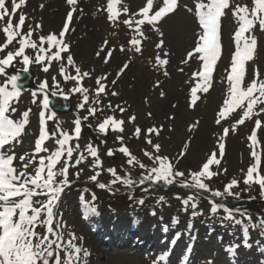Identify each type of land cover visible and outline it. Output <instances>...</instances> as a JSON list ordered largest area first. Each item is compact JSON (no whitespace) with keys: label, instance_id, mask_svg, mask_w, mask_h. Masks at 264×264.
I'll use <instances>...</instances> for the list:
<instances>
[{"label":"snow or ice","instance_id":"6c2138e0","mask_svg":"<svg viewBox=\"0 0 264 264\" xmlns=\"http://www.w3.org/2000/svg\"><path fill=\"white\" fill-rule=\"evenodd\" d=\"M195 15L200 26L195 46L187 51L181 64H188L194 58L200 62V68L192 73L194 85L190 88V107H195L201 95L207 94L214 84V73L218 61L222 57L223 44L221 42L222 20L229 12L234 18H238L239 27L233 33L234 52L230 65L225 69L228 84L227 97L223 100L217 112L215 123L221 125L225 121L237 117L230 127H223L222 133L217 141V149L212 151L205 162L197 170H181L177 167V161L187 154L189 143L186 142L181 153L171 158L162 155V145L154 142L162 133L163 126H152L142 128L135 122L137 117L131 115L127 123L133 125L132 137L140 139L143 135L147 148L141 149L142 156L149 162L146 164L138 158L124 143L125 119L123 114L127 111L125 106L113 105L111 101L105 103V99L118 96L115 90L119 78L134 63L136 55H143L145 42L151 40L148 32L158 34L155 43L157 55L154 64L163 70V75L168 77L170 73L166 70L170 63V52L165 51V33L160 24L166 17L173 14L179 7V0H162V5L155 0H146L145 5L139 9H131L122 5V0H106V6H101L97 12L106 13V19L113 29H119L121 25L132 33L125 43L113 45L109 40L102 41L96 57L104 65H108L114 58L115 53H130L126 60L119 66L115 77L109 79V73L97 75L94 68L84 69L77 62L72 51V43L68 39L74 14L82 12L78 8L79 0H66L70 10L66 14L62 29L56 32L41 34L43 25L36 23L33 27L28 25L25 32L28 15L22 11L26 6V0H0V30L5 35V41L0 43V77H6L0 84V264H87L90 252L84 247L83 237L64 221L63 213L60 211L63 197L67 190L73 187L74 179H79L83 172L82 164H90L94 174L89 177L96 187L115 194L117 189L113 186L122 184L132 189L136 184L141 186L147 184H161L172 186L178 184L185 189L202 190L210 193V212L216 215L222 211L219 217L221 223L225 221L234 225H243V232L247 236L249 227L256 224H246L243 219L237 218L247 216L251 222L252 217L247 215L246 210L231 208L224 202H218L215 198L226 200L227 197L240 198L239 189L241 183L251 191L253 186L260 189L264 195V173L260 171L261 155L258 154L256 146L260 143L257 133L264 130V74L259 66L253 67L252 79L245 84L249 63L256 60L259 41L255 31L264 32V0H254V6L237 3L236 0H194ZM41 8L44 7L42 4ZM192 11V9H188ZM147 26V28L145 27ZM247 34V35H246ZM36 39H33V36ZM118 38L119 33L113 32ZM18 47H10L14 44ZM31 49L34 54L30 55L27 50ZM20 63L24 67L23 72H28L33 65L39 66L41 71L48 74L55 70L50 80L43 79L38 88L31 91V103L38 105L39 131L34 141L31 153L21 154L17 157L15 145L22 143L25 129L30 124L31 108L26 109L20 117L13 118L12 113L17 109L13 103H18L22 95L19 85L21 76L19 73L9 74L7 69L15 68ZM55 65V68H54ZM71 69L72 71H69ZM183 72V67L178 69ZM59 77V78H58ZM94 81V88L85 86V80ZM65 85H68L65 90ZM159 87V83L156 85ZM60 96L70 100L73 96L79 97L77 110L84 112L83 116L74 118L72 131L61 127V121L57 118L56 111L51 109L53 96ZM161 97L165 95L160 92ZM107 110L111 115L103 116L96 124V131L105 136L110 131L118 133L116 141L121 145L119 153L126 157L125 163L131 168L138 167L143 170L138 178L129 172L121 177L115 167L106 171L113 177L109 183L100 182L99 177L103 172V162L98 147L92 143L81 146L80 139L85 122L90 118L98 119V113L103 114ZM121 118H117L116 112ZM151 117V112L147 113ZM174 119V117H169ZM255 118V119H254ZM254 120V128L247 137L252 149L251 157L253 163L244 171L242 178L233 177L228 181L223 190L213 189L210 182L213 178L227 173V168L221 167V161L225 155L226 139L230 132L244 125L246 121ZM55 121V128L49 131V122ZM195 124L190 127L195 128ZM91 128V124H87ZM53 140L55 147L50 149L46 143ZM75 141V144H73ZM149 148L151 150H149ZM11 149V151H9ZM116 150L108 149L106 155L111 157ZM75 155V159H73ZM91 158V160L89 159ZM17 161L19 167L16 166ZM70 169L74 179H70ZM243 171V170H242ZM147 191V189H145ZM90 189L84 187L81 190L79 201L86 212L99 215L94 201L97 200L95 192H91V201H86L85 193ZM196 195H188L177 199L182 200L183 210L195 218L202 215L198 211L199 204ZM144 205L145 200L139 198L136 201ZM159 202H165V197H159ZM155 215V212L152 213ZM175 222V221H174ZM259 226L264 228V218L259 220ZM234 252L235 249H229ZM63 253V257L61 256ZM163 259V257L161 258Z\"/></svg>","mask_w":264,"mask_h":264},{"label":"rangeland","instance_id":"374dc122","mask_svg":"<svg viewBox=\"0 0 264 264\" xmlns=\"http://www.w3.org/2000/svg\"><path fill=\"white\" fill-rule=\"evenodd\" d=\"M79 1L83 3L86 14L84 10L83 12L74 14L75 22L72 27L74 31H70L68 39L72 40V37L83 26L89 30L91 36H94V39L85 46H82L79 53L74 50L72 45L74 57L84 69L94 68L97 75L107 71L110 74L109 79H112L115 77L119 66L131 54L115 53L113 60L108 65H104L96 57L95 53L98 51L102 41L109 40L113 45L116 43L126 44L132 33L123 25L119 29H113L106 19V13L97 12L98 8L106 6V0ZM55 2L61 3L62 10L60 13L63 17H66L67 12L70 10V6L66 3V0H26V6L22 8V11L28 15L29 20L26 22L24 31H27L29 24L34 27L36 23H41L43 25L41 34L50 32L58 33L65 22L62 20L56 27L52 26L54 22L53 17H55V10L53 8ZM145 2L146 0H122V5L128 6L131 9H139L145 5ZM204 2H207V0H204ZM236 2L247 4L250 8L254 6V0H236ZM155 3L163 6L162 0H155ZM42 4L44 5L43 8L40 7ZM79 6L80 3H78V8ZM188 9H192V11ZM196 20L194 0H180L177 10L161 21L160 24L161 30L165 33V51H169L171 54L170 63L166 68L170 75L165 77L163 70L155 66L154 57L157 55L155 43L158 40V34L148 32L146 34L151 35V40L145 42L143 55L135 56L134 63L130 65L129 69L119 78L115 85V90L119 95H109L105 99V103L111 101L113 105L120 104L127 108V111L122 117L126 121L124 126L125 132L122 134L125 137L124 143L130 148L133 154L142 159L146 164L149 162L142 156L141 149L147 148L148 146L144 143L143 135L140 139L130 138L132 137L133 125L127 123L129 116L135 115L137 117L135 123L142 128L163 126L164 130L160 137L158 139L154 138V142H159L162 145V155L166 154L171 158H175L181 153L185 143L188 142L187 154L177 161V167L185 170L186 173L188 170H197L205 162L208 155L217 149V141L222 133V128H231L232 123L237 118L233 114V118L229 121H225L221 125L215 123L217 112L223 100L227 97L228 84L225 79V69L229 67L232 54L235 50L233 33L238 30L239 20L238 18H234L231 12L223 18L221 29L223 52L214 73V84L207 94L201 95L197 105L193 108L189 106L190 88L194 85L192 73L199 70L200 62L194 58L188 64H181V60L185 58L187 51L192 49L197 43V41H194V43L192 41L188 44V36L192 30V26L197 27ZM145 27L147 28V26ZM114 31L119 33L118 38L113 36ZM199 33L200 30H198ZM255 35L258 38L259 47L254 64L249 63L248 65L245 84L251 81L253 67L255 65H258L261 73L264 74V32L257 30L255 31ZM32 38L36 39L37 37L34 35ZM4 41L5 35L0 30V43ZM10 47L14 48L18 47V45L14 42ZM27 52L30 55L34 54L31 49L27 50ZM112 63H116L115 68L114 66L112 67ZM23 67L22 64L17 63L15 68H9L7 72L12 71L15 74H20L23 72ZM181 67L184 69L183 72L178 70ZM30 71L34 75V83L31 84L32 88L23 90L19 102H14L12 105L17 109L15 113H12V116L17 119L23 111L28 108L32 109L30 124L25 129V134L22 137L23 142L15 145L17 157L21 154L31 153L39 131L38 113L40 108L38 105L31 103V91L37 89L43 79L47 77L50 80L51 76L56 74L54 69L50 70L48 74H45L36 65L31 66ZM69 71L72 70L69 69ZM5 79L6 77H0V84ZM84 83L85 86L90 88L95 87L94 81L92 80L86 79ZM157 83H159V87L156 86ZM64 87L67 90L68 85ZM161 91L165 93L163 97L160 95ZM149 93L152 95L150 96ZM71 98L73 111L67 114L57 113V118L62 122L61 127L70 132L74 127V118L77 115L83 116L85 114L77 110L76 106L79 103V97L73 96ZM175 101L184 104L183 111L176 112L172 110ZM149 112L152 114L151 117L147 115ZM111 114L105 110L103 114L98 113V119L94 120L90 118L89 121L85 122L82 137L79 141L82 147L88 143H92L98 147L103 162V172L99 180L106 184L113 179L106 171L108 168L115 167L121 177L131 172L134 178H138L143 171L138 167L131 168L125 163L126 157L118 151V148L121 146L116 141L118 133L110 131L105 136L96 131V124L99 120L103 116ZM115 114L117 118H121L118 111ZM169 117H174V119H170ZM259 118L264 120V115ZM87 124H91L92 127L88 128ZM194 124L196 125L195 128H192L190 131V127ZM54 128L55 121H50L49 131H53ZM253 128L254 120L246 121L235 132H230L226 139L225 155L221 161V167L227 168L228 171L226 174L213 178L210 182V186L213 189L223 190L225 184L233 177L242 178L244 171L253 163V158L251 157L252 149L249 147L250 141L247 139L253 131ZM257 135L260 143L256 146V150L261 155L260 171L264 173V132L259 131ZM73 144H75V141H73ZM45 146L54 149V141L49 140ZM108 149L116 150L113 156L109 157L106 155ZM149 150L151 149L149 148ZM73 159H75V155ZM89 159L91 160V158ZM16 166L19 167L18 161ZM80 167L83 169V172L79 179H74L71 176V172L76 171V169H70V179H74L75 185L73 184V187L67 190L63 197L60 211L63 213L64 221L77 235L81 232L79 230L81 227L78 225L79 221L81 226L89 234L91 233L93 237H96V240L101 241V236L98 232L87 227L91 218L84 213V207L79 201L81 190L84 187H88L90 192L85 193L86 201H91V192H95L98 197L93 202L100 214L98 219L109 221L116 216V221H119V224H115L114 222L108 224L106 228L114 227L119 232L124 230L121 233H124L125 238H127V243L124 245V241L122 240L117 243L112 242V249L110 246L102 245L100 249L101 253L96 258L97 264H181L183 260H189V264H264V228L259 226L258 217L262 213L255 206V202L247 201L252 197L250 195L253 194V191L247 190L246 186L242 183L239 189L233 190L240 192L239 199L233 197H227L226 200H222V198L215 199L218 202L226 203L231 208H239L240 206L241 210H246L247 215L252 217L251 222L247 220V216L241 217L237 214V218L243 219L246 224L257 225L256 227H249L247 236L243 232V225H234L227 221L221 223L219 217L224 215L222 211L216 215L211 214L210 207L212 198L210 193L196 189H185L178 184L172 186H166L163 183H146L143 186L136 184L132 189H129L127 186L118 183L113 186L118 190L113 195L107 190L99 189L96 187V183L89 180V177L94 174V170L90 167V164H82ZM256 188V196L259 197L261 192L259 187L256 186ZM117 192L125 195L123 200H120V197H118L119 193ZM197 193H199L197 197L199 204L198 211L202 215L193 218L190 215L191 209L185 212L183 210L182 200L176 197L177 194L180 197H187L188 195H196ZM248 194L249 196L247 197ZM161 196L165 197V202L163 203L159 202V197ZM241 196L246 199L247 203H242L243 199H241ZM111 197H115L119 202L121 201L119 204H116L120 206L117 207L109 204L112 203L109 200ZM261 197L264 198V195H261ZM139 198L145 200L144 205H139L136 202ZM153 212H155V215L152 214ZM143 216H147L148 221H145L146 225L144 226L147 231H150V228H157L166 234V238L158 235L152 241L154 244L153 248H155L154 253L148 250L145 252L138 251L136 249L138 247H135V245L131 247L130 242L132 240L129 242L130 239H142L141 235H134L130 231H138V224L142 221ZM134 218L136 222H131ZM78 243H83L85 248L90 246L88 240L87 242L78 241ZM172 244L175 245L174 248H171ZM230 248L235 249V251H229ZM159 251L166 253L163 259L153 257L155 255L157 256L158 254L156 253ZM105 252L110 254L106 258H104ZM61 256L63 257V253H61Z\"/></svg>","mask_w":264,"mask_h":264},{"label":"bare ground","instance_id":"6f19581e","mask_svg":"<svg viewBox=\"0 0 264 264\" xmlns=\"http://www.w3.org/2000/svg\"><path fill=\"white\" fill-rule=\"evenodd\" d=\"M80 3V6H79V9H82V12L83 10L85 11V14H86V9L84 8L83 6V3ZM54 10H55V17H53V24L52 26L56 27L60 21L63 20V22H65V19L66 17H63L61 15V10H62V5L61 3H57L55 2L54 3ZM61 8V9H60ZM73 26V24H72ZM70 26V28L72 27ZM80 31H78L77 34H75L73 37H72V40H70L72 42V45L74 47V50H76V52H80L79 50H81V47L82 46H85L86 44L90 43L92 41V39H94V36H91L89 30L83 26L82 28L79 29ZM198 26L195 27V26H192V30L190 31V34L188 36V44H190L192 41L194 43V41H197V34H198ZM229 35V34H228ZM229 41V40H228ZM115 61V60H114ZM116 62V61H115ZM112 67L114 66L115 68V64L116 63H112ZM149 95L151 96L152 94L149 93ZM168 98H171V97H168ZM52 108V107H51ZM184 109V104L182 102H176L174 103V106H173V111H176V112H181L183 111ZM260 132H264V130H261ZM84 210V213H86L87 215L90 216V221L88 222L87 224V227L88 228H91L93 230H95L96 232H98V234L100 236H102L103 238L105 237V234H103L104 231H108V234H107V237L108 238H111L112 235L110 233V229L108 227V229L106 228L108 226V224H112L115 222V224H119V221H116L117 220V217L115 216V218L113 217V219L109 220V221H106V220H103V219H98L100 217V214L99 215H95V214H90L88 212L85 211V209L83 208ZM159 219V218H158ZM145 221L147 222V216H143L142 217V221H140V223L138 224V232H130V233H134V235H141V247L140 248H137L138 251H150V250H153L155 248L154 247V244L152 241H154V239L160 235L162 238H166V234L163 232V231H159L157 228H150L149 230L150 231H147V229L144 228V226L146 225ZM131 222H136V219H132ZM163 222H165V220H163ZM78 225L81 227V232L79 234V236H82L83 237V242H89L90 246L87 247V249L89 250L90 252V256L87 258V264H97V256L101 253V246L104 245V246H107L108 245L106 243H104L103 241H98L96 240L92 235L91 233L89 234V232H87L80 224V222L78 221ZM103 228H106L104 230H102ZM114 228V227H113ZM120 232H124V230H121ZM125 232H128V231H125ZM169 233V232H168ZM124 234V233H123ZM112 249V248H111ZM110 249V251H111ZM165 249V248H164ZM163 249V250H164ZM105 256L104 258L108 257L110 254L108 252H105Z\"/></svg>","mask_w":264,"mask_h":264},{"label":"trees","instance_id":"16d2710c","mask_svg":"<svg viewBox=\"0 0 264 264\" xmlns=\"http://www.w3.org/2000/svg\"><path fill=\"white\" fill-rule=\"evenodd\" d=\"M135 175H136V173H135ZM256 189H257L256 186H254L253 189L251 190V191H253V194L250 195L252 197H250L249 200H247V201H249V202H255V206H257L259 208V210L261 211V213H262V214H260V216H258L259 217V220H260L264 216V198H262L261 195H259V197L256 196V193H257V190ZM118 195H119L118 197H120V200H123V197L125 195H121V194H118ZM242 196H241V199H243L242 200V203L243 202H246L247 203L246 199H244ZM248 196H249V194L247 195V197ZM110 200H112V201H118V200H116L115 197H111ZM239 208L241 209L240 206H239Z\"/></svg>","mask_w":264,"mask_h":264},{"label":"water","instance_id":"95a60500","mask_svg":"<svg viewBox=\"0 0 264 264\" xmlns=\"http://www.w3.org/2000/svg\"><path fill=\"white\" fill-rule=\"evenodd\" d=\"M63 102H64V106L63 107L62 106L60 107L58 105L56 106L55 105L56 104L55 101H52V105L54 107L58 108L59 110L63 111V112H69L71 110L70 106L65 101H63Z\"/></svg>","mask_w":264,"mask_h":264}]
</instances>
